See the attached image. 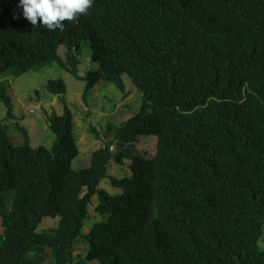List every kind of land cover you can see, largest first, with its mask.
<instances>
[{
	"label": "trees",
	"instance_id": "obj_1",
	"mask_svg": "<svg viewBox=\"0 0 264 264\" xmlns=\"http://www.w3.org/2000/svg\"><path fill=\"white\" fill-rule=\"evenodd\" d=\"M17 5L0 0L8 118L5 75L54 63L86 82L85 102L103 81L127 94V74L143 103L81 169L68 105L50 116V148L20 125L15 144L0 121V264H264V0H94L63 30L32 25ZM85 45L98 66L81 75ZM47 87L67 92L62 79ZM142 136L157 137L153 156L129 146ZM127 159L130 174L111 176ZM107 177L120 191L101 188ZM94 196L102 217L79 263ZM48 216L58 223L41 230Z\"/></svg>",
	"mask_w": 264,
	"mask_h": 264
},
{
	"label": "rangeland",
	"instance_id": "obj_2",
	"mask_svg": "<svg viewBox=\"0 0 264 264\" xmlns=\"http://www.w3.org/2000/svg\"><path fill=\"white\" fill-rule=\"evenodd\" d=\"M92 48L85 45L80 57V74L84 75L89 69L97 68L98 64L91 58ZM127 94L112 82L103 81L100 88L93 95H89L88 102L83 99L86 82L76 78L70 72L61 69L56 63L46 66L41 71H27L16 75L14 71L8 72L3 79L8 85V93L12 99L14 117L8 118V107L0 100V121L9 128V134L17 145L24 144L26 139L19 125L27 128L30 142L35 148L45 146L50 148L57 136L50 129V116L55 112L62 114L65 105L75 115V135L81 152L73 161L76 169L86 168L91 165L93 152L112 138L109 134V125H121L130 116L134 115L142 107L143 94L134 85L131 78L123 75ZM52 79H62L67 86L64 94H53L47 87ZM129 94V95H128ZM128 95V96H127ZM8 118V119H7ZM96 128L97 132L91 131ZM135 153H143L153 156L157 152V137L142 136L129 145ZM121 149L119 144L113 145L116 152ZM131 160H126L124 166H119L115 161L111 166V176H123L130 174ZM101 188L110 193L120 191L112 185L111 177H107L101 183ZM98 197L92 199V208L87 218L83 236L80 237L76 247L77 262L82 263L89 249L86 234L89 233L95 222L101 220L94 207ZM58 223L57 218L46 217L41 225V230L49 231ZM260 246L264 248V233L260 239ZM88 264V261H85Z\"/></svg>",
	"mask_w": 264,
	"mask_h": 264
},
{
	"label": "clouds",
	"instance_id": "obj_3",
	"mask_svg": "<svg viewBox=\"0 0 264 264\" xmlns=\"http://www.w3.org/2000/svg\"><path fill=\"white\" fill-rule=\"evenodd\" d=\"M94 0H18L22 15L32 25H43L48 30H63V22L86 13ZM39 21V23H38Z\"/></svg>",
	"mask_w": 264,
	"mask_h": 264
}]
</instances>
